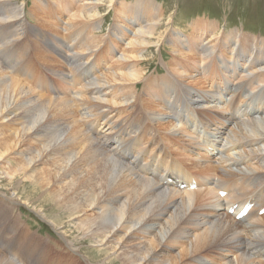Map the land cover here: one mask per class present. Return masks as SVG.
<instances>
[{
    "label": "bare ground",
    "instance_id": "obj_1",
    "mask_svg": "<svg viewBox=\"0 0 264 264\" xmlns=\"http://www.w3.org/2000/svg\"><path fill=\"white\" fill-rule=\"evenodd\" d=\"M34 1L36 12L41 14L39 23L56 34L47 40L64 51L61 54L66 62L46 48L44 31L37 34L34 45L27 43L29 36H24V42L17 49L14 40L6 44L9 36L20 35L18 30L9 28L11 24L7 18H19L23 6L16 7L15 2L0 0V10L4 9L0 12V20L4 22H0V42L4 40L1 43L4 48L0 46L4 63L0 67V125L6 127L5 132L0 130V185L6 188V193L28 201L29 198L18 193L23 184H28L40 191L52 211L61 213L59 205H63L58 191L68 188V204L63 207L68 226L82 233L84 240L98 243L105 254L117 247L119 252L114 258L121 264H164L166 261L168 264H203L196 260L202 256L211 258V264H264V176L246 167L247 164H255L256 169L264 167L262 146H258V150L245 151L240 157L229 156L230 151L235 153V149L243 147L242 140L247 138L253 139L245 143L260 139L264 148V88L261 86L264 85V37L243 33L236 26L219 34L220 24L209 18L192 19L189 32L181 34L174 26L175 17L166 14L168 7L164 8L156 0H52L45 4L42 0ZM103 9L105 13L101 14ZM108 10H112L115 24L108 30L107 37L95 35L94 32L102 28ZM60 14L66 15L65 19L58 16ZM45 15H53L52 22L48 23ZM168 29L169 35H166ZM122 37L128 39L124 48L119 42ZM166 37L173 51L168 71L161 76H145L148 60L144 52L158 45L161 48ZM96 47L100 48V54L111 55L116 64L114 70L104 71L105 79L97 75L84 83L89 78L88 73L96 72L94 68L99 61L95 59L81 70L77 68L78 63L86 62L84 59L88 60ZM29 48L49 58L47 61L52 65L57 62L61 69L71 73L59 76V92L53 90L46 76L51 73L40 68V60L36 59L35 63L34 58L27 55ZM66 63H70L69 67ZM189 71L212 81L209 82L211 93L206 90L200 95H189L190 91L178 81V78L187 77ZM238 80L242 83L236 87L233 84ZM260 86V91L247 97L246 91ZM139 88L145 97L137 94ZM225 92H236L237 97L213 116L221 123V128L227 127V124L223 126V121L228 120L226 113L233 120L251 113L261 117L249 119L245 124L237 122L241 126H251V130L245 129L247 132L240 137L231 128L233 135L229 133L228 145L224 144V132L217 124L205 126L208 122L202 117L208 114L205 109L192 107L193 103H199L196 96L204 98L205 102L218 103V99L224 101ZM133 98L129 107L134 112L124 115L127 113L124 103ZM245 98L250 106L256 105L239 112V103ZM157 108L158 113L167 115L163 120L166 124L158 116L155 124L152 122L150 115L154 117ZM80 109L91 114L78 117ZM211 124L215 128H211ZM166 130L177 131L182 136L165 134ZM212 130H217L216 135ZM101 132L108 134L100 136ZM27 141H33L31 147L14 151L17 145ZM108 141L116 143L114 148L107 150L101 146ZM193 148H197L198 153L203 150L207 156L219 154L218 165L203 163L192 156ZM221 148L229 152L228 158L221 159ZM188 153L193 159L187 158ZM40 160L42 163L49 161L53 167L38 171L36 162ZM230 165L237 170L225 168ZM244 168L251 171L247 173L242 170ZM50 182L52 186L43 189ZM58 183L61 186L57 187ZM9 200L1 198L0 216L14 207V201ZM245 205L250 207L249 212L238 218ZM229 208L235 211L234 215L228 213ZM94 209L99 212L94 211L89 217L86 212ZM224 209L223 218H208L222 215L220 211ZM15 221L9 222L11 230ZM5 222L0 220L7 230L9 224ZM137 223L139 226L132 230ZM117 224L118 230H112ZM119 230H130V233L119 241V237L124 236H120ZM139 231L145 239L149 238L148 248L144 246L146 243H129ZM188 237H191L190 247ZM71 240L72 243L79 241ZM170 243L181 248L175 255L167 249ZM29 244L24 252L33 247L31 242ZM67 248L68 256L67 253L63 256L68 258L67 264H85L76 251L69 245ZM228 254L233 257L227 258ZM0 264L13 263L0 254Z\"/></svg>",
    "mask_w": 264,
    "mask_h": 264
},
{
    "label": "rangeland",
    "instance_id": "obj_2",
    "mask_svg": "<svg viewBox=\"0 0 264 264\" xmlns=\"http://www.w3.org/2000/svg\"><path fill=\"white\" fill-rule=\"evenodd\" d=\"M4 1H6V0H4ZM10 1L15 2V6L17 5L16 7H18V5L22 4L23 10H22V13L18 15L19 18H17V17H9V16L7 18V21L9 22V24H11V27H9V28H11L14 31L18 30L20 32V35L9 36L8 38L10 40H8V42H6V44L7 43H11L14 40V44H15V41H16L15 45L18 44L15 47V49H17L18 46L22 45L21 42H24L23 41L24 36H29L28 37L29 39L27 40V43L31 44V45H34V40L36 38H38L37 34H39L40 32L44 31L43 35L45 33L44 36L47 37L44 40L46 42L45 46H48L46 48H49V50L52 53L57 55L59 57L58 58L59 60L61 59V60H64L66 62V60L63 58V55H62L64 51L60 50L58 48V46L57 47L53 46V42L47 40V39H49V37L55 36L56 34L54 32H51L46 27H44L41 23H39V21L41 20V17H40L41 14H38L36 12L35 1L34 0H10ZM49 1H52V0H48V1L47 0H42V3L45 4V3H48ZM127 1H132L133 2L134 0H127ZM156 1L159 4L163 5L164 8L166 6L168 7V8L165 9L166 10V14H167V16H169V14H172L175 17L174 26L178 30H180L179 32L181 34H185V33L187 34V32H189L190 29L188 28V25L192 21V19L209 18V20H214V21L218 22V24H220V30L218 32L219 34H221L223 30L227 31L230 28L236 26L243 33L249 34L251 36L254 35V36H257L258 38L264 37V0H156ZM106 5H108V4H106ZM4 8H9V7H4ZM105 9L101 10V14L105 13L104 12ZM3 10H0V12H2ZM13 13H14V11L10 12V15L13 14ZM56 15H57V13H56ZM61 15L62 14H60L58 16H61ZM51 16L53 17V15H50V16H46L45 15L44 19L48 23L52 22ZM65 17H66V15L65 16L62 15V18L65 19ZM48 18H50V19H48ZM103 18H104V20L102 22V28L99 31H96L94 33H95V35H98V36L107 37V32L115 24L116 19H115L114 15H113L112 10H108V13L104 14ZM100 19L97 18L96 20L99 21ZM10 20H11V22H10ZM0 22H1V24L4 23L3 20L2 21L0 20ZM120 23L122 25L124 24L123 22H120ZM58 34H61V33L58 32ZM130 34L133 35V33H130ZM166 35H169V29L167 30ZM1 36H2V32H0V37ZM121 39L122 40L119 41V42L122 43L121 44V48H124L125 43H127L128 39L124 38V37H122ZM164 39L166 41L165 40L163 41V45L161 46V48L158 45V46H154L151 49H149L150 51L144 52V54L146 55L145 59L148 60L147 61L148 68H145L146 70H144L146 72V74H144L145 76H149V75L150 76H161L163 73H166L168 71V69L170 67L168 62L170 61V59L172 57L171 53H173V51L169 47L168 38L166 37ZM3 41L0 42V46L2 45L1 46L2 48H4V45L1 44ZM5 41H6V39H5ZM99 45H100L99 47L101 48V51H100L99 47H98L99 49L97 47L93 48V49H95V51L93 52V55L89 56L88 60L84 59L86 62H79L78 63V67L77 68L79 70H81V69H84L88 64L94 63L96 61L95 59H98V61H99V62H97V66L94 68L96 70V72L94 74L88 73V77L89 78L85 79L84 83H86L88 79L90 80L92 78H97V75H99L100 79L103 80V79H105L104 78L105 77L104 76V74H105L104 71L107 72V70L108 71L114 70V67H115L114 64H116V63H114L115 59H112L111 55L106 54V56H105L104 53L100 54V52H102V50L104 51V49H102L103 46H101V45H103V42H101ZM1 47H0V67L1 66L3 67V64H4L3 63V52H2L3 49ZM30 47L34 48L33 46H30ZM31 48H29L27 50V53H28L27 55H29V56L31 55L30 57L34 58L35 63H37L36 59L40 60V62L42 64L40 68H42L43 70L45 69L44 71L48 72L49 74L51 73V75L46 74V76H47V78L49 77L48 81L50 82L53 90L55 89V91L58 90V92H59L60 83L57 81L59 76H62V75L70 76L71 73L70 72H68V73L66 72V71H68V69H61L60 65L57 64V62L52 65L51 63H49L47 61L49 58H44L43 56H41V54L39 55V54L36 53L38 55L37 58H36V54L33 53V51L31 52ZM116 54H119L118 50H117ZM45 55L51 56L48 53H45ZM41 57L44 58V59H42ZM80 63L82 65H79ZM56 64L59 67L56 66ZM66 64L68 66V64H70V63H66ZM14 65L15 64H12V66H14ZM47 68H49V69H47ZM3 69H5V68H3ZM98 69H100V70H98ZM52 72H54V75H52L53 74ZM189 72L190 73L188 74L187 77H185V78L182 77V79L178 78V81L186 89H188L190 91L189 95H192V96L197 95V94L200 95L201 93H203L206 90H208V93H211V88H210L211 85H210V83H212V81H210L208 79H204L203 76L202 77H197L196 75H194L195 74L194 71L193 72L189 71ZM141 82L142 81H139L140 85H141ZM214 83H217V81L214 80ZM241 83H242V80H238L233 85L237 87L239 85L241 86ZM53 85H54V87H53ZM261 86H263L262 88H264V85H261ZM261 86H260V88L254 89V91L253 90L252 91H246L247 97H251V94L253 92L256 93L257 91H260L259 89H261ZM137 94H139L142 97H145V95H143L142 88L138 89ZM236 95H237L236 92H232V93L225 92L224 95H223L224 101L222 102V101H220V99H218L219 100L218 103H216L217 101L210 102V103L209 102H205V101H203L204 98L201 99L200 96H196L194 98L199 100V103H193L192 104V107L194 109L202 108V109H205V111L208 113L207 115L202 114L203 115L202 117L204 118V120L206 119L208 121L207 123H205V126H207V124H209V123H214V124H217V126L219 127L218 129L223 130L222 131V132H224V134L222 135L223 142H224V144L226 143L227 145H228L227 140L229 138V133L230 134L233 133V132L231 133V131H230L231 128L234 129L238 133V135L240 137H243L242 133L251 130V126H247L246 127V126H243V124H245L246 122H249L250 120L261 118L260 115L251 113V114H248L246 116H240L237 120H233V118L228 113H226L224 115L228 118V120H226L224 118L225 120L223 121V126H225L227 124L226 125L227 127H226V129L221 128V125H220L221 123L216 122V119L213 116H216V112H219L220 110H223L227 106L228 103L233 101L234 98L237 97ZM217 97H219V96H217ZM246 99L247 98L243 99L241 104L239 103V105H240L239 112H242L243 110L247 111L248 109H252L253 107H255L256 103H254V104H252L250 106L248 104V102L246 101ZM133 100H134V98L133 99H129L128 102L124 103L125 107L127 108V113H125L124 115H127V114H130V113L134 112L133 108L129 107L130 106L129 103L131 104V102ZM156 111L157 112H155V114H153L154 117H156V118H154L152 115L149 114L151 116V117L150 116L149 117L152 119V122L154 124H155V120H158V118L162 119V121L167 119L166 118L167 115L160 114V112L158 113V108H157ZM81 112H82V114H81ZM86 112H87L86 109H83V110L80 109V113H79L78 117H82L83 118L84 115L86 116L87 114L88 115L91 114L90 112L89 113H86ZM193 114L195 115V113H193ZM45 116H46V114L44 115V117ZM157 116H158V118H157ZM199 117L200 116H198V118ZM211 117L214 118V119H212ZM262 117H263V115H262ZM240 118L241 119L243 118V119L240 120ZM198 120L199 119L196 118V121H198ZM229 121H232V122L229 124ZM124 122H125V120H124ZM163 122H164V124H166V121H163ZM237 122L243 123L242 126H241V123L239 124ZM175 123H177V122H175ZM0 124H2L1 121H0ZM214 124H211L212 125L211 128H215L213 126ZM200 125H202V123H200ZM155 127L157 128L156 125H155ZM240 127L243 128V129H239ZM157 129L161 131V129L159 127ZM0 130L2 132L3 131L5 132L6 131V127H2V125H0ZM210 131H211V129H210ZM216 131L217 130L213 131L214 135H216ZM170 132L175 134L176 136L181 135L177 131L173 132V130H166L165 134L170 133ZM58 134H60L61 138L63 137L62 133H58ZM104 134H108V133L107 132H101L99 135L103 136ZM126 136L128 137L129 135H126ZM126 136L124 137V140L128 139ZM249 139H253V138H247L246 140L243 139L242 142H243L244 146L240 147L239 150L235 149V153H233L234 151H230L231 153L229 154V156L231 155L233 157H240V155L244 154L245 151L247 152L249 150H254V149L258 150L257 149L258 146H262L263 147V145L260 143V139H258V140L255 139L251 143H245ZM184 140H187V138L184 139ZM172 141H174V140L172 139ZM32 142L33 141H30L28 143V141H27V142H24L21 146L17 145L15 147L14 151H16V152L18 151L19 152L20 150H25V148L31 147V145H32L31 143ZM114 144H116V143L113 142V141H108V142H105V143H101V146H103L107 150H109L111 148H114ZM26 146H28V147H26ZM262 147H261L260 151H262V154L264 155V150H263L264 148L262 149ZM197 151H198L197 148H193L192 152H191L192 156H194L197 159L202 160L203 163H213L214 165H218L217 160H219V156H220L219 154H217V155L211 154L210 156H207L205 153L203 154V150H199L200 153H198ZM221 151H222L221 159H223L224 157H226V158L229 157L228 156L229 152H226L222 148H221ZM260 151H257V152H260ZM191 153L190 154L188 153L190 157L187 156V158L193 159V157H191ZM193 154H196V156L193 155ZM51 157H49V158H51ZM129 157H130V159H133L131 154L129 155ZM178 157H180V156H178ZM201 157H204L205 159H208L209 161H205V159H202ZM52 158L55 159V156L52 157ZM215 160H216V162H215ZM8 161H9V164H10L11 160H8ZM48 162L44 161L42 163L41 160L37 161L36 165L40 166V167L36 166V168H38L37 170L39 171L41 168L44 169L47 166H48V168L49 167L52 168L53 166L52 165L50 166V163H48ZM193 164H195V163H193ZM254 165L255 164H250V165L247 164L246 167L248 169L250 168L255 174L259 173V174H261V176H264V167H260L259 169H256ZM196 168H198V167H196ZM225 168H230V169L237 170V169H235L234 166L231 167V165L229 167H225ZM248 169L244 168L242 170L248 173V172L251 171V170H248ZM218 170H221V168H218ZM0 172H1V169H0ZM53 172L55 173L54 170H53ZM225 174H227V173H225ZM24 181H26L27 183L30 182L28 180H24ZM51 186H52V182H50L49 184L43 186V189H49ZM56 186L57 187L61 186V184L58 183ZM180 187L182 188V185H180ZM5 189L6 188L3 185H0V196H2V197L4 196L5 199L8 198V199L14 201V203H13L14 207H12V210L10 211V208H9L7 213L4 212L0 216V220L2 222L7 221V223L5 222V224H7V225L9 224L8 225L9 228L7 230H5V229H3L4 228V223H0V226H1L0 227V237H2V238H0V241L2 242V244L0 245V254L5 259L9 260L13 264H22V263H24V264H44V263L45 264H67L68 258H63V256L66 257V253H67V256H68V248L67 247L69 245L84 260V262L86 261L85 264H121L119 260L114 258V256L117 255V253L119 252V250L116 251L117 247L115 249H113V250L109 249L108 253L105 254L101 250L102 247H99V245H97L98 243L96 244V242L89 241L87 239L84 240L82 238L83 237L82 233H80L78 231L76 232L71 227L72 225L68 226V221H67L68 217H65V215L63 213V207H66L67 204H68V188L58 191V193H59L58 199H60L62 201V205H63V206H61V205L58 204L59 207H60V212L61 213H59V212L57 213V212L52 211L48 207L49 202L43 200L42 195H40V191L34 189L32 186H30L28 184H25V185L23 184L20 187V190L18 191V193L21 196H26L27 198H29L30 200H28V201H26L25 199H22L20 196L14 195V194H10L9 193V195H8L6 193ZM2 197H0V200H1ZM12 197L13 198L15 197L14 200H13ZM62 198H63V200H62ZM53 200H55V199H53ZM32 202H34V204ZM257 202L259 203L260 201H257ZM262 202H264V200ZM1 204H3L2 201H0V205ZM37 204H39V205H37ZM94 211L95 212H99V210L94 209L92 211H87L86 214H88V216L90 217L91 215H93ZM222 212H223L224 215L223 214L220 215L221 217L220 216L213 217V215H210V216H208V218H212V219H215V220H218L219 218H223V216L226 215V209L220 211V213H222ZM234 212L235 211L232 210V209L228 210V213L230 215H234ZM5 215H6V217H8V215H10L12 217L11 218L10 217L6 218ZM62 216H63V218L61 220ZM13 219H16V221H17V222L16 221L14 222V224H13L14 226L12 225L13 228H14L13 229L14 231L11 230V226H10V223H9ZM54 222L56 223V225H55ZM139 223H137L138 225L132 227L131 229L132 230L136 229L139 226ZM16 224H17V226H19L18 228H17ZM65 224H66V226H64ZM58 225H59V227H56ZM60 226H64V229H60ZM160 227L161 226H159V228ZM159 228L157 227V229H156L157 232L159 231ZM112 230H118V224L114 225ZM119 231H120L119 234H121L120 236L124 235L121 239L119 237V241L124 240L126 238V236L128 235V233H130V230H127V231L119 230ZM7 232H9V233H7ZM11 236L13 238H11ZM36 236H37V239H36ZM26 237H28V238H26ZM145 237L146 236L143 235V232H141V231L136 232V233H134V235L130 239L129 243L133 242L135 245H139V243H141L140 245L146 243L144 246H147V248H148L150 246L149 238L145 239ZM71 238L74 239V240L78 239L79 241H76V242L74 241L72 243ZM40 239H41V241H40ZM190 239H191V237L190 238L188 237V241H187L188 242V247L191 246V240ZM33 240H34L35 243L33 242ZM37 240H38V242H37ZM29 241L33 244L32 245L33 247L30 250L29 249L25 250V252H24L23 249L27 245H30ZM42 241H43V243H42ZM23 242H27V243L22 244ZM163 242H165V238L163 239ZM46 243L48 244L47 246H46ZM107 245L108 244H106V246ZM2 246H4L5 248L4 247L2 248ZM47 247H50V249L47 248ZM5 249L7 250L6 252H5ZM33 249L34 250L36 249V250L34 251ZM44 249H45V251H44ZM167 249H170L171 250L170 251L171 254L175 255L176 253H178L180 251L181 248L177 247L176 244H171L170 243V245L168 246ZM39 254H40V256H42L43 259L38 256ZM45 254H46V256H45ZM107 255L109 257L106 259L105 257ZM19 256H21V257H19ZM231 257H233V256L231 254H228L227 258H231ZM110 258H111V260H110ZM196 260L199 261L200 263H203V264H211V262H212L211 258L204 257V256H202L200 258H197ZM168 262L169 261H166L164 264H168ZM189 264H192V263H189Z\"/></svg>",
    "mask_w": 264,
    "mask_h": 264
}]
</instances>
